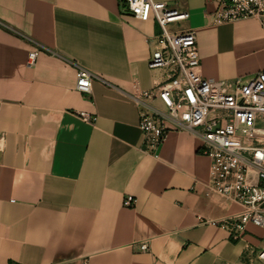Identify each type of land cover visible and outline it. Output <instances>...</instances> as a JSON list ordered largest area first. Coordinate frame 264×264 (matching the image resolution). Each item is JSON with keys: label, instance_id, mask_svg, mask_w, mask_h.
I'll return each instance as SVG.
<instances>
[{"label": "crops", "instance_id": "0c3cea01", "mask_svg": "<svg viewBox=\"0 0 264 264\" xmlns=\"http://www.w3.org/2000/svg\"><path fill=\"white\" fill-rule=\"evenodd\" d=\"M156 1L189 12L171 28L195 32L203 77L264 71L256 19L213 24L222 0ZM159 33L125 0H0V264H262L263 228L234 238L201 223L240 206L209 188L199 138L171 129L144 149L133 97L168 78L148 67ZM77 65L95 75L91 94Z\"/></svg>", "mask_w": 264, "mask_h": 264}, {"label": "built area", "instance_id": "2783aa9c", "mask_svg": "<svg viewBox=\"0 0 264 264\" xmlns=\"http://www.w3.org/2000/svg\"><path fill=\"white\" fill-rule=\"evenodd\" d=\"M137 19H153L160 33L148 60L150 69H169L168 78L133 97L140 108L138 127L146 152L155 153L169 130L185 131L202 142V154L211 159L208 186L233 201L240 210L219 220H206L239 238L249 224L264 229V71L249 79L213 80L200 74L201 59L193 30L170 31L168 26L187 21L189 12L163 1L125 0ZM213 24L256 19L264 30V0H222L211 14ZM38 50L28 55L36 62ZM95 75L77 65L76 90L91 94ZM160 99L164 109L147 100ZM77 115L95 124L97 116ZM146 242L139 244L148 250ZM257 258L264 264V250Z\"/></svg>", "mask_w": 264, "mask_h": 264}, {"label": "rangeland", "instance_id": "374dc122", "mask_svg": "<svg viewBox=\"0 0 264 264\" xmlns=\"http://www.w3.org/2000/svg\"><path fill=\"white\" fill-rule=\"evenodd\" d=\"M168 30L172 31V28H171V26H168Z\"/></svg>", "mask_w": 264, "mask_h": 264}]
</instances>
